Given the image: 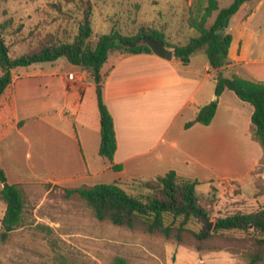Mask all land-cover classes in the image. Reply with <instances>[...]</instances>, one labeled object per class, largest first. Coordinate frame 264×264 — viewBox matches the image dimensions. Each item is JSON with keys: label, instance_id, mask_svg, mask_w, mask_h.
Masks as SVG:
<instances>
[{"label": "crops", "instance_id": "crops-1", "mask_svg": "<svg viewBox=\"0 0 264 264\" xmlns=\"http://www.w3.org/2000/svg\"><path fill=\"white\" fill-rule=\"evenodd\" d=\"M231 30L226 74L264 81V69L259 74L243 68L248 63L243 57L245 44ZM112 54L103 67L106 76L100 89L115 122L113 161L99 153V84L92 70L58 59L15 70L0 98V162L8 182L22 187L102 183L124 187L173 170L199 184H210V190L217 187L216 180L237 182L246 198L245 192L260 186L262 193L252 197L253 210L264 207V172H257L264 147L255 136L253 106L225 90L217 97L211 123L194 122L199 109L217 96L216 71L207 54L195 53L189 64L154 53ZM236 136L246 140L252 152L249 158L237 155L245 147Z\"/></svg>", "mask_w": 264, "mask_h": 264}, {"label": "rangeland", "instance_id": "rangeland-1", "mask_svg": "<svg viewBox=\"0 0 264 264\" xmlns=\"http://www.w3.org/2000/svg\"><path fill=\"white\" fill-rule=\"evenodd\" d=\"M218 1L221 7H227L234 0ZM92 2L95 33L116 30L133 36L142 26L165 27L170 40L176 44L185 43L195 34L188 26L187 18L194 10L196 0ZM81 18L82 0H0V23L11 21L5 38L13 56L36 50L48 36L63 41L73 40ZM161 22L175 24L162 25ZM231 29L235 37H241L245 44L243 57L248 63H244L243 68L262 74L264 0L243 4L230 19L227 30L232 33ZM114 52L121 50L114 48ZM59 59L66 60L65 57ZM236 140L245 147V152L242 150L237 155L249 158L252 152L247 150L246 140L239 136ZM257 172H264V159ZM217 182V187L211 190L207 183L197 186L200 196L214 199L210 206L212 219L238 210L254 211L252 197L262 193L260 186L245 192L246 198L242 197L243 192L237 182ZM124 188L134 195L145 191L137 181ZM23 190L25 208L21 225L7 235L3 234L2 226L6 204L0 200V264H112L117 257L124 258L127 264H249L243 252L233 251L234 243L231 241H219L218 244L224 245L220 250L198 251L189 244H177L158 235L99 221L81 197L76 194L67 197L60 186L25 185ZM200 226L193 225L195 228Z\"/></svg>", "mask_w": 264, "mask_h": 264}, {"label": "trees", "instance_id": "trees-1", "mask_svg": "<svg viewBox=\"0 0 264 264\" xmlns=\"http://www.w3.org/2000/svg\"><path fill=\"white\" fill-rule=\"evenodd\" d=\"M70 2L72 0H66ZM253 0H234L229 6L221 7L218 0H196L194 10L187 18L188 26L195 31L184 44L171 43L164 29L156 26L141 27L133 36L119 31L95 33L93 30L94 5L92 0H82V18L78 31L71 41L57 40L48 36L33 51L19 56L11 54L5 33L11 21L0 23V98L12 83L15 70L30 68L33 65L54 62L65 57L71 64L88 67L97 84L104 82L106 73L103 67L114 48L122 53H150L145 45L134 48L122 46L123 41H134L141 36L163 40L174 50V57L189 64L192 55L204 51L215 72V93L219 97L223 91H234L237 96L254 108L252 124L256 138L264 147V81H253L236 73L227 75L231 63L229 49L233 35L227 29L220 33L226 19L236 14L243 4ZM212 19V20H211ZM101 125L99 153L113 161L117 149V136L114 118L104 102L102 90L98 91ZM218 106V98L202 106L194 122L208 125L213 120ZM192 122L187 125H191ZM139 182L145 191L134 195L118 183L96 184L92 186L64 188L66 196L81 197L93 210L99 221H108L130 230H141L149 235H158L177 244L192 245L198 251L220 250L224 245L219 241L234 243L235 252H243L249 264L264 261V207L251 212L236 211L228 215L211 217L210 206L214 199H204L197 193L199 182L179 176L175 171ZM0 200L6 204L2 218L3 234L19 227L25 208L23 187L10 184L0 162ZM213 227L208 230L207 223ZM200 224L199 228L193 227ZM112 264H127L122 257L115 258Z\"/></svg>", "mask_w": 264, "mask_h": 264}, {"label": "water", "instance_id": "water-1", "mask_svg": "<svg viewBox=\"0 0 264 264\" xmlns=\"http://www.w3.org/2000/svg\"><path fill=\"white\" fill-rule=\"evenodd\" d=\"M230 19L231 17H228L226 19L223 27H221V30L219 31L220 33H223L229 27ZM121 44L122 46L129 48H134L142 45L148 46L154 54L165 60H171L174 56V50L172 48H169L163 40H156L148 36H141L134 41H123ZM100 88L101 87L99 85L98 89L100 90ZM215 99H217V96L215 97ZM207 226L208 230H211L213 227V222H208Z\"/></svg>", "mask_w": 264, "mask_h": 264}, {"label": "bare ground", "instance_id": "bare-ground-1", "mask_svg": "<svg viewBox=\"0 0 264 264\" xmlns=\"http://www.w3.org/2000/svg\"><path fill=\"white\" fill-rule=\"evenodd\" d=\"M221 112H223V110H222ZM221 114H222V113H221ZM220 116H222V115H219V116H218V118H217V120H218V121H219V119H222V118H219ZM223 118H224V120H223V121H225L226 119H225V117H224V116H223ZM217 120H216V121H217ZM225 124H226V121H225ZM227 124H228V122H227ZM218 126L220 127L221 125H218ZM225 126L231 127V125H230V124H229V125H225ZM225 126H224V127H225ZM232 128H234V127H232ZM227 129H228V128H227ZM229 130H230V129H229ZM231 135H232V134H231Z\"/></svg>", "mask_w": 264, "mask_h": 264}, {"label": "built area", "instance_id": "built-area-1", "mask_svg": "<svg viewBox=\"0 0 264 264\" xmlns=\"http://www.w3.org/2000/svg\"><path fill=\"white\" fill-rule=\"evenodd\" d=\"M73 78H75V76H72Z\"/></svg>", "mask_w": 264, "mask_h": 264}]
</instances>
